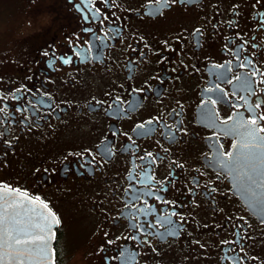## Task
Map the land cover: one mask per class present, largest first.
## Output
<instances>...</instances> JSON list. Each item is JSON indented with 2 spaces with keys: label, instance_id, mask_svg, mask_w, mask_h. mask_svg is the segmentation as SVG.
Here are the masks:
<instances>
[{
  "label": "flooded vegetation",
  "instance_id": "1",
  "mask_svg": "<svg viewBox=\"0 0 264 264\" xmlns=\"http://www.w3.org/2000/svg\"><path fill=\"white\" fill-rule=\"evenodd\" d=\"M26 13L0 51V187L59 219L55 264H264V215L216 162L264 137V0Z\"/></svg>",
  "mask_w": 264,
  "mask_h": 264
},
{
  "label": "snow or ice",
  "instance_id": "2",
  "mask_svg": "<svg viewBox=\"0 0 264 264\" xmlns=\"http://www.w3.org/2000/svg\"><path fill=\"white\" fill-rule=\"evenodd\" d=\"M64 62L68 63L69 61L65 60ZM245 84L247 85V81ZM260 106L261 102H258L256 107ZM0 111L3 110L0 109ZM259 119L264 120V116ZM249 123L256 125L257 119L253 118ZM139 127H143V125ZM242 127H245L243 123H237L227 132L230 134ZM259 131H264V129H259ZM256 132V129L248 130L246 138L242 137L237 144L233 145V151L223 154L226 159L221 158V154L218 152L216 160L222 169L235 173L234 179L238 184L247 185L249 189H252L254 196L259 195L255 189L264 185V137L258 136ZM12 191L14 190L5 185L3 191L0 192V200L4 201V204L0 205V264H10V262L16 264L18 258L23 256L31 257L30 264H47V261L51 260L46 239V236L51 235L49 221L55 225H59L60 221L50 210L43 217V222L32 219L25 221L18 218L19 213L9 216V209L19 206L18 202H7L6 197ZM15 191L19 192V190ZM19 196L24 199L28 198V194L23 192H19ZM32 203H39L44 209H48V205L40 201L38 197ZM20 245H33L34 247L21 249L18 247Z\"/></svg>",
  "mask_w": 264,
  "mask_h": 264
},
{
  "label": "water",
  "instance_id": "3",
  "mask_svg": "<svg viewBox=\"0 0 264 264\" xmlns=\"http://www.w3.org/2000/svg\"><path fill=\"white\" fill-rule=\"evenodd\" d=\"M240 187V192L242 193V198L246 202V204L249 206V208L252 210L255 214H261L264 215V187H260L259 189H255V191L259 192L258 196L253 195V190L249 189L247 185H241L238 184ZM243 187V188H241ZM3 191V188L0 187V192ZM8 203L18 202L19 206L10 208L9 209V216L15 215L16 213H19L20 216L18 218L23 219L25 221H28L29 219H32L37 222H43V217L48 214V209H44L42 205L39 203H32V201H35L36 199H33L32 197H29L27 199H24L19 196V192H16L15 190L9 193L6 197ZM4 201L0 200V205H3ZM51 211V210H50ZM52 212V211H51ZM53 213V212H52ZM51 224V228L49 232L51 233L50 236H46L47 239V248H48V254L51 256V260L47 261V264H55V251H54V239H55V225L51 221H49ZM24 239L25 237H21ZM21 249H26L30 247H34L33 245H20L18 246ZM31 257L30 256H23L19 257L16 261V264H30ZM11 264V262H10Z\"/></svg>",
  "mask_w": 264,
  "mask_h": 264
},
{
  "label": "rangeland",
  "instance_id": "4",
  "mask_svg": "<svg viewBox=\"0 0 264 264\" xmlns=\"http://www.w3.org/2000/svg\"><path fill=\"white\" fill-rule=\"evenodd\" d=\"M32 4L33 0H0V51L6 52L9 43L12 45L17 38Z\"/></svg>",
  "mask_w": 264,
  "mask_h": 264
}]
</instances>
